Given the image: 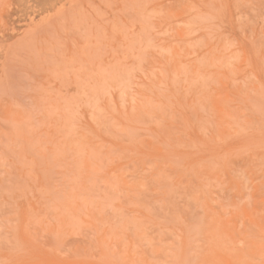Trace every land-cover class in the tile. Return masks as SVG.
I'll return each instance as SVG.
<instances>
[{
    "label": "rangeland",
    "instance_id": "rangeland-1",
    "mask_svg": "<svg viewBox=\"0 0 264 264\" xmlns=\"http://www.w3.org/2000/svg\"><path fill=\"white\" fill-rule=\"evenodd\" d=\"M0 264H264V0H0Z\"/></svg>",
    "mask_w": 264,
    "mask_h": 264
}]
</instances>
